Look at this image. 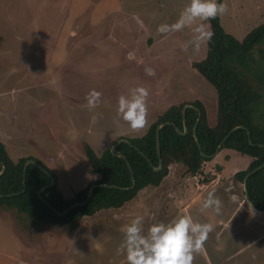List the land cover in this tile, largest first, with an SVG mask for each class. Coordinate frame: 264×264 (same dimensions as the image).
I'll return each mask as SVG.
<instances>
[{
	"label": "rangeland",
	"instance_id": "rangeland-1",
	"mask_svg": "<svg viewBox=\"0 0 264 264\" xmlns=\"http://www.w3.org/2000/svg\"><path fill=\"white\" fill-rule=\"evenodd\" d=\"M189 2L0 0V143L6 142L9 155H36L70 199L96 178L83 152L85 144L99 157L120 138L141 137L169 107L195 100L203 104L214 126L216 91L193 68L205 58L207 40L198 51L192 46L185 51L195 25L157 32L161 24H174ZM220 3L228 9L219 16L220 24L239 41L264 23V0ZM137 87L149 91L148 126L133 132L116 111L118 98ZM92 90L101 96L98 107L90 111L84 105ZM14 113V123L22 122L15 127L24 128L8 134ZM218 159L231 161L225 163L222 177L219 168L206 162L196 176L173 164L159 186L140 190L121 208L83 217L75 227L39 223L1 208L0 264H126L117 248L124 226L137 215L143 217L145 231L181 215L211 224L204 242L209 264H264V239L252 248L247 245L255 235L261 238L264 218L253 216L242 184L229 176L247 167L250 158L223 149ZM209 192L222 202L219 215L202 210ZM239 200L240 209L234 212ZM205 258L200 250L193 264H207Z\"/></svg>",
	"mask_w": 264,
	"mask_h": 264
},
{
	"label": "trees",
	"instance_id": "trees-1",
	"mask_svg": "<svg viewBox=\"0 0 264 264\" xmlns=\"http://www.w3.org/2000/svg\"><path fill=\"white\" fill-rule=\"evenodd\" d=\"M219 16L207 21L213 35L206 42L205 58L193 63V68L216 91L217 119L214 126L209 125L203 104L195 100L169 107L141 137L120 138L126 143L118 145L116 151L123 158L113 155L111 149L98 157L85 144L83 152L96 178L70 199L58 190L54 174L43 163L32 156L13 159L5 145L0 143V173L5 167L0 176V209H14L39 223L75 227L83 217L93 216L101 210L121 208L140 190L159 186L173 164L182 165L192 176L197 175L201 165L214 157L224 138L235 128L238 129L227 137L219 152L228 149L250 158L248 167L234 175L243 184L248 173L264 164V23L239 41L224 31ZM186 105L200 112V121L193 133L198 112L188 108L185 112L187 133L182 135L174 127L183 132L182 109ZM165 123L170 125L159 130L162 167L154 171L153 167L159 166L156 129ZM28 161L37 165L28 164L24 172ZM128 166L134 178L132 189ZM52 178L55 185L42 191L39 198V191L48 186ZM94 185L105 187L95 188L85 205L72 209L65 216L55 215L45 204L62 213L72 204L85 201ZM246 190L251 203L264 210V168L248 178Z\"/></svg>",
	"mask_w": 264,
	"mask_h": 264
},
{
	"label": "clouds",
	"instance_id": "clouds-1",
	"mask_svg": "<svg viewBox=\"0 0 264 264\" xmlns=\"http://www.w3.org/2000/svg\"><path fill=\"white\" fill-rule=\"evenodd\" d=\"M227 5L217 0H190L181 11L174 24H161L157 32L166 34L192 27L193 38L183 45L185 51L189 46L198 51L201 43L210 40L213 33L205 21L217 18L227 12ZM201 23L197 24L196 22ZM101 93L92 90L86 97L84 105L90 111L98 107ZM149 91L143 87L132 88L127 96L118 98L116 115L125 122L133 132L144 130L148 126L147 98ZM98 114L91 117L96 122ZM222 208L221 200L209 192L203 200L202 210L212 209L217 215ZM144 219L137 215L123 228V239L117 253L125 257L126 264H193L194 254L199 252L213 230L211 224L194 222L190 215H181L169 223H154L143 228Z\"/></svg>",
	"mask_w": 264,
	"mask_h": 264
},
{
	"label": "water",
	"instance_id": "water-1",
	"mask_svg": "<svg viewBox=\"0 0 264 264\" xmlns=\"http://www.w3.org/2000/svg\"><path fill=\"white\" fill-rule=\"evenodd\" d=\"M188 108H193V109H195L194 107H192L191 105H186L183 109H182V120H183V124H184V129H183V132H181L177 127H174L175 128V131L178 133V134H182V135H184V134H186L187 133V128L185 127V112H186V110L188 109ZM195 110H197V109H195ZM197 112H198V118H197V120H196V123H195V125H194V128H193V133L195 132V130H196V127H197V125H198V123H199V121H200V112L197 110ZM165 125H170V123H165V124H162V125H159L158 127H157V129H156V149H157V155H158V160H159V166L157 167V168H154L153 167V165L150 163V166L151 167H153V170L154 171H159L160 169H161V167H162V163H161V158H160V151H159V130L163 127V126H165ZM238 128H235V129H233L225 138H224V140H223V142L227 139V137L232 133V132H234L235 130H237ZM247 135L249 136V133H247ZM194 139H195V141H197V138H196V136L194 135ZM223 142L220 144V146L218 147V151L216 152V153H218L219 152V149L222 147V145H223ZM121 143H126V141L125 140H119L112 148H111V153L113 154V155H115V156H117V157H121V158H123V156L120 154V153H118L117 151H116V147L118 146V145H120ZM251 143V142H250ZM28 164H33V165H37V163H35L34 161H28V162H26L25 163V165H24V172H25V170H26V166L28 165ZM128 168H129V171H130V173H131V181H132V185H131V189L134 187V178H133V176H132V170H131V168H130V166H128ZM262 168H264V164H262L261 166H259V167H257L256 169H254V170H252L250 173H248L247 175H246V177L244 178V181H243V187H244V195H245V200H246V202L254 209V210H256V211H258V212H264V210H259V209H257L252 203H251V201H250V199H249V197H248V194H247V190H246V185H247V180H248V178L249 177H251L253 174H255L257 171H259V170H261ZM5 171V167L3 166V168H2V171H1V173H0V176H1V174H3V172ZM55 185V180L52 178L51 179V183L48 185V186H46V187H44L43 189H41L40 191H39V193H38V197L40 198V194L42 193V191H44V190H46L47 188H50V187H53ZM23 186L25 187V179L23 180ZM98 186H103V187H105V185H98ZM97 185H94V186H92L91 188H90V190H89V192H88V195H87V198H86V200L85 201H83V202H80V203H74V204H72L67 210H65L64 212H62V213H59L58 211H56L51 205H49L48 203H46L45 202V204L47 205V207L49 208V209H51V211L55 214V215H57V216H65L69 211H71L72 209H74V208H76V207H78V206H83V205H85L87 202H88V200H89V198H90V196L92 195V193H93V191H94V189L95 188H97L98 187ZM110 188H116V187H111V186H109ZM23 192V191H22ZM22 192H20V193H22ZM9 197L10 196H13V195H8Z\"/></svg>",
	"mask_w": 264,
	"mask_h": 264
},
{
	"label": "crops",
	"instance_id": "crops-1",
	"mask_svg": "<svg viewBox=\"0 0 264 264\" xmlns=\"http://www.w3.org/2000/svg\"><path fill=\"white\" fill-rule=\"evenodd\" d=\"M43 83V82H42ZM44 84V83H43ZM14 116H16V113H14V115L11 117L12 118V125H11V127H10V129L7 131V133L8 134H14V133H18V132H20V130L22 131V129L24 128V127H15V126H18V125H20V124H22V122H21V120L20 121H17V120H15V123H14V120H13V118H14ZM24 133H26L25 131H23ZM4 145H5V147H6V142L4 143ZM6 149H7V147H6ZM228 150V149H227ZM7 152H8V150H7ZM221 153V151L220 152H218V153H216L215 155H214V157L210 160V161H207L206 163H208L210 166H212V167H217V168H219L220 169V177H222V176H224L223 175V173L225 172V163H227V162H229L230 160H220V159H218V155ZM33 157V156H32ZM34 158H36L37 160H39L38 159V157H36V155H34ZM15 159H17V158H15ZM251 161V160H250ZM231 162V161H230ZM250 163V162H249ZM249 163L248 164H246L247 165V167H248V165H249ZM235 167V166H234ZM247 167H245L243 170H245ZM218 169V170H219ZM242 171V170H241ZM238 172H240V167H238L236 170H233L232 172H230V174H229V176H230V179H234V175L236 174V173H238ZM196 176V175H195ZM234 181V180H233ZM235 182H236V184H237V180L235 179ZM242 186H243V184H242ZM237 195H239L238 193L236 194V196ZM239 198V197H238ZM243 198H244V200H245V195H244V187H243ZM242 202V200L240 201L239 200V205H237V207L235 208V210H234V212L235 211H237L238 209H240V203ZM245 202H246V200H245ZM245 202H244V204H245ZM228 204V203H227ZM246 204H247V207H248V210L251 212V213H253V216L255 215V216H257V215H259V216H261L262 218H264V212H258V211H256V210H254L247 202H246ZM233 205L232 204H230V207H232ZM187 207H188V205L187 206H185V208H184V210H187ZM149 208V207H148ZM248 211V212H249ZM233 212V213H234ZM250 213V214H251ZM233 215V214H232ZM250 216V215H249ZM246 219H248V217H247V213H246ZM250 220V219H249ZM263 221H264V219H263ZM264 228V227H263ZM246 231H247V229H246ZM237 234H238V231H236L235 232V236H237ZM256 237L255 238H252L251 240H250V244H247L250 248H252V247H254V246H257V245H259V242L261 241V239H264V232H263V234H261V238L259 237L260 236V234H257V235H255ZM258 238H260V239H258ZM246 245V244H245ZM201 252H202V254L206 257L205 258V260H206V262H207V264H209L208 263V260H207V254H206V251H205V246H204V244H203V247H202V249H201ZM262 264V263H261Z\"/></svg>",
	"mask_w": 264,
	"mask_h": 264
}]
</instances>
